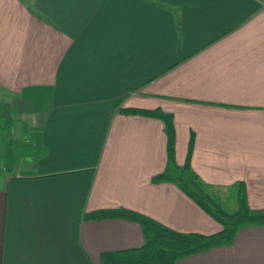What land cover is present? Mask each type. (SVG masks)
Listing matches in <instances>:
<instances>
[{
    "label": "crops",
    "instance_id": "0c3cea01",
    "mask_svg": "<svg viewBox=\"0 0 264 264\" xmlns=\"http://www.w3.org/2000/svg\"><path fill=\"white\" fill-rule=\"evenodd\" d=\"M122 108L170 113L175 163L192 134L207 193L235 200L242 182L264 209V0H0V264H100L142 244L135 222L83 218L100 209L220 229L176 186L150 182L163 125ZM175 264H264V227Z\"/></svg>",
    "mask_w": 264,
    "mask_h": 264
},
{
    "label": "trees",
    "instance_id": "16d2710c",
    "mask_svg": "<svg viewBox=\"0 0 264 264\" xmlns=\"http://www.w3.org/2000/svg\"><path fill=\"white\" fill-rule=\"evenodd\" d=\"M120 112L125 115L158 119L162 123L166 139V161L163 170L152 175L150 182L152 184L171 183L176 186L215 220L220 229L210 234L179 232L145 215L125 208L95 210L84 214L83 218L87 220L125 219L137 223L141 227L143 234V242L140 246L102 253L100 264H175L186 256L231 244L236 233L245 226L264 227V209H251L248 207L244 183H236L237 193L235 201L237 207L235 211L230 213L224 210L222 203L217 198L207 193L205 184L190 166L194 143L192 134L188 139L183 164L177 165L175 163L174 127L170 113L163 112L160 108H122ZM11 146L10 148H5L2 154L4 170L10 169L15 164V155L17 154L15 149H18V147L14 144H11ZM22 148L26 149L27 144H20L19 149Z\"/></svg>",
    "mask_w": 264,
    "mask_h": 264
},
{
    "label": "rangeland",
    "instance_id": "374dc122",
    "mask_svg": "<svg viewBox=\"0 0 264 264\" xmlns=\"http://www.w3.org/2000/svg\"><path fill=\"white\" fill-rule=\"evenodd\" d=\"M222 206L226 212L230 213L235 211L237 203L235 200H232L230 197H228L222 202Z\"/></svg>",
    "mask_w": 264,
    "mask_h": 264
}]
</instances>
